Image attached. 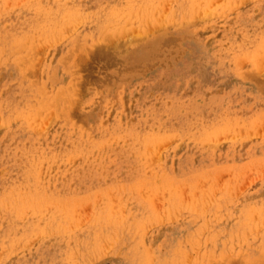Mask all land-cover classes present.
Here are the masks:
<instances>
[{"label":"rangeland","instance_id":"374dc122","mask_svg":"<svg viewBox=\"0 0 264 264\" xmlns=\"http://www.w3.org/2000/svg\"><path fill=\"white\" fill-rule=\"evenodd\" d=\"M0 264H264V0H0Z\"/></svg>","mask_w":264,"mask_h":264},{"label":"bare ground","instance_id":"6f19581e","mask_svg":"<svg viewBox=\"0 0 264 264\" xmlns=\"http://www.w3.org/2000/svg\"><path fill=\"white\" fill-rule=\"evenodd\" d=\"M7 18V17H6ZM4 20V19H3ZM11 20V19H10ZM19 20V19H18ZM25 25V24H24ZM28 28V27H27ZM28 33V32H27ZM110 172V171H109Z\"/></svg>","mask_w":264,"mask_h":264}]
</instances>
